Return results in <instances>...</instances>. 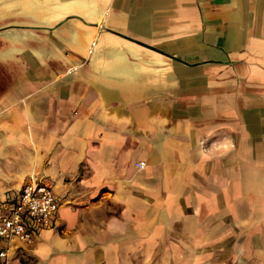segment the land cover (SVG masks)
I'll use <instances>...</instances> for the list:
<instances>
[{"label": "crops", "instance_id": "0c3cea01", "mask_svg": "<svg viewBox=\"0 0 264 264\" xmlns=\"http://www.w3.org/2000/svg\"><path fill=\"white\" fill-rule=\"evenodd\" d=\"M31 175L8 264H264V0H0V216Z\"/></svg>", "mask_w": 264, "mask_h": 264}, {"label": "built area", "instance_id": "2783aa9c", "mask_svg": "<svg viewBox=\"0 0 264 264\" xmlns=\"http://www.w3.org/2000/svg\"><path fill=\"white\" fill-rule=\"evenodd\" d=\"M57 208L58 200L51 183L31 175L21 187L9 214L0 216V264H8L5 242L16 239L31 244L34 228L48 226Z\"/></svg>", "mask_w": 264, "mask_h": 264}, {"label": "rangeland", "instance_id": "374dc122", "mask_svg": "<svg viewBox=\"0 0 264 264\" xmlns=\"http://www.w3.org/2000/svg\"><path fill=\"white\" fill-rule=\"evenodd\" d=\"M239 217L240 216H237V214H232V223L237 221ZM244 218H252L251 221H255L257 219L256 216H244ZM239 243L240 240L237 237L235 239H231L229 242H226L225 245L215 247L214 258L211 264H254L251 261L245 262L244 259L240 257L243 253H245V248H242ZM249 249L250 247L246 248L247 253Z\"/></svg>", "mask_w": 264, "mask_h": 264}]
</instances>
